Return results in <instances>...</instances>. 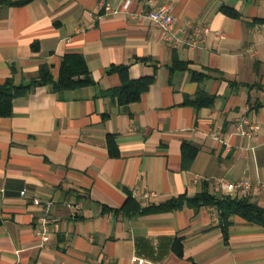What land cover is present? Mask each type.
I'll list each match as a JSON object with an SVG mask.
<instances>
[{"label":"crops","instance_id":"crops-1","mask_svg":"<svg viewBox=\"0 0 264 264\" xmlns=\"http://www.w3.org/2000/svg\"><path fill=\"white\" fill-rule=\"evenodd\" d=\"M163 2L178 40L131 15L149 0H0V85L44 64L57 77L68 53L96 82L62 94L39 85L0 116V264H264V225L241 216L224 232L214 206L121 211L130 196L148 206L205 188L221 196L217 178L264 181V0ZM121 64L134 79L155 75L138 100L104 93ZM199 89L212 105L186 103ZM250 198L264 206V189Z\"/></svg>","mask_w":264,"mask_h":264},{"label":"trees","instance_id":"trees-1","mask_svg":"<svg viewBox=\"0 0 264 264\" xmlns=\"http://www.w3.org/2000/svg\"><path fill=\"white\" fill-rule=\"evenodd\" d=\"M226 10L232 15L239 16V12L230 7H227ZM255 21L264 23V18H257ZM175 63V68L186 67V64L183 62L176 60ZM110 72H116L119 75L120 85L109 88L104 93L117 97L120 103H129L138 100L141 94L154 82L155 78V75H148L134 79L130 75L129 66L123 64L113 65ZM194 77L200 79L201 76L196 74ZM95 83L84 56L79 53H68L62 59L57 77L53 75L51 67L48 64H44L40 67L38 76L32 78L27 83L16 84L13 79H7L4 84L0 85V116L12 114L13 100L17 97L27 95L39 85H48L53 91L62 94L65 91L95 85ZM215 99V95L199 89L194 97L187 98L186 103L195 107L212 105ZM196 152L197 149L192 148V158ZM185 205L194 208H200L202 206L216 207L219 211L220 225L224 232H227L228 226L231 223V217L235 215L241 216L249 222L264 225L263 205L251 200L250 197L218 196L211 193L207 188L193 196L183 194L172 197L159 204H150L148 206H142L138 200L130 196L122 206L121 211L126 215H133L137 213L170 211L179 209ZM175 247L181 253V240L176 241Z\"/></svg>","mask_w":264,"mask_h":264},{"label":"built area","instance_id":"built-area-1","mask_svg":"<svg viewBox=\"0 0 264 264\" xmlns=\"http://www.w3.org/2000/svg\"><path fill=\"white\" fill-rule=\"evenodd\" d=\"M150 3L155 5L146 12L131 14L134 18L143 19L148 18L152 26L161 30L163 40L169 42L176 38L174 30V17L172 14V7L170 3H157L156 0H149ZM208 28L203 30L202 35H195L187 41L190 46H197L204 40L205 34ZM255 124L249 123L248 120H242L238 122L237 129L241 134H251L255 129ZM215 184L221 190L222 195H235L238 197H250L256 188L264 189V181L254 180L253 178L246 176L237 181H229L224 178L215 179ZM25 193V190H22ZM149 195V194H147ZM73 212L77 213L79 205L72 206ZM52 220L48 217H44L39 228V234L42 240L46 243L49 240L50 224ZM140 263H143V259H139Z\"/></svg>","mask_w":264,"mask_h":264},{"label":"rangeland","instance_id":"rangeland-1","mask_svg":"<svg viewBox=\"0 0 264 264\" xmlns=\"http://www.w3.org/2000/svg\"><path fill=\"white\" fill-rule=\"evenodd\" d=\"M230 196L234 197V195H230Z\"/></svg>","mask_w":264,"mask_h":264}]
</instances>
